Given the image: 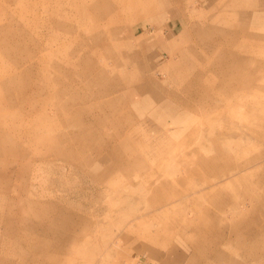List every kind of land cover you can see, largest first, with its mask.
I'll return each instance as SVG.
<instances>
[{"label":"rangeland","instance_id":"1","mask_svg":"<svg viewBox=\"0 0 264 264\" xmlns=\"http://www.w3.org/2000/svg\"><path fill=\"white\" fill-rule=\"evenodd\" d=\"M0 264H264V0H0Z\"/></svg>","mask_w":264,"mask_h":264},{"label":"bare ground","instance_id":"2","mask_svg":"<svg viewBox=\"0 0 264 264\" xmlns=\"http://www.w3.org/2000/svg\"><path fill=\"white\" fill-rule=\"evenodd\" d=\"M237 169V168H236Z\"/></svg>","mask_w":264,"mask_h":264}]
</instances>
